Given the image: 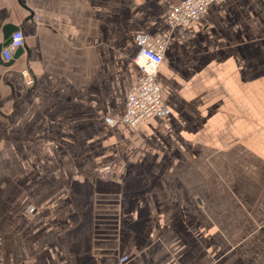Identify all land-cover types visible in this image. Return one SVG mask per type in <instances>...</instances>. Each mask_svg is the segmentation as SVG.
<instances>
[{
  "label": "crops",
  "instance_id": "obj_1",
  "mask_svg": "<svg viewBox=\"0 0 264 264\" xmlns=\"http://www.w3.org/2000/svg\"><path fill=\"white\" fill-rule=\"evenodd\" d=\"M186 1L0 0V46L25 35L0 61V264H264V0L175 23ZM157 37L165 111L131 127Z\"/></svg>",
  "mask_w": 264,
  "mask_h": 264
},
{
  "label": "built area",
  "instance_id": "obj_2",
  "mask_svg": "<svg viewBox=\"0 0 264 264\" xmlns=\"http://www.w3.org/2000/svg\"><path fill=\"white\" fill-rule=\"evenodd\" d=\"M213 2L214 0H188L172 10L171 19L175 23L182 24L199 22ZM165 45V41L160 37L147 39L134 59L142 72V79L137 87L130 91L126 100L125 122L131 127L165 111L158 82ZM24 46L25 35L18 30L11 35L10 43L2 50V59L5 63L12 61L16 52ZM22 77L27 87L33 86L34 81L28 71L22 72ZM126 262V258H122L117 264H126Z\"/></svg>",
  "mask_w": 264,
  "mask_h": 264
},
{
  "label": "water",
  "instance_id": "obj_3",
  "mask_svg": "<svg viewBox=\"0 0 264 264\" xmlns=\"http://www.w3.org/2000/svg\"><path fill=\"white\" fill-rule=\"evenodd\" d=\"M16 31H18L17 28H16V29H12V30L10 31V34H9L8 37H7V41H6L3 45L0 46V61H2V56H1L2 50H3V49H4V48L10 43L11 35H12L13 33H15ZM23 50H24V48L19 49V50L16 52V54H15V56H14V59H13L12 61L8 62V63H5V65H6V66H11L12 63H13V61H14L15 59H17V58L23 53Z\"/></svg>",
  "mask_w": 264,
  "mask_h": 264
}]
</instances>
